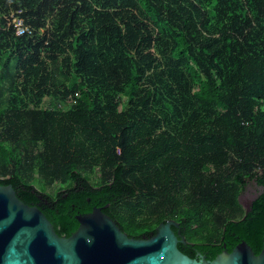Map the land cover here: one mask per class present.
<instances>
[{
  "label": "trees",
  "instance_id": "trees-1",
  "mask_svg": "<svg viewBox=\"0 0 264 264\" xmlns=\"http://www.w3.org/2000/svg\"><path fill=\"white\" fill-rule=\"evenodd\" d=\"M0 182L60 235L98 205L130 236L174 218L180 250L258 253L264 0H0Z\"/></svg>",
  "mask_w": 264,
  "mask_h": 264
},
{
  "label": "water",
  "instance_id": "water-1",
  "mask_svg": "<svg viewBox=\"0 0 264 264\" xmlns=\"http://www.w3.org/2000/svg\"><path fill=\"white\" fill-rule=\"evenodd\" d=\"M75 218L77 227L60 235L38 205L0 182V264H264V233L258 253L243 239L207 258L179 249L185 236L174 218L147 237L128 235L102 206Z\"/></svg>",
  "mask_w": 264,
  "mask_h": 264
},
{
  "label": "flooded vegetation",
  "instance_id": "flooded-vegetation-1",
  "mask_svg": "<svg viewBox=\"0 0 264 264\" xmlns=\"http://www.w3.org/2000/svg\"><path fill=\"white\" fill-rule=\"evenodd\" d=\"M259 188L260 186L253 181H249L244 184L242 190L239 192L238 197L246 208H249L250 205L252 204V200L256 197L257 193L259 192ZM183 243H186V239L185 242ZM198 251L200 250L195 251V255ZM201 253H203L206 256L205 252H201Z\"/></svg>",
  "mask_w": 264,
  "mask_h": 264
},
{
  "label": "built area",
  "instance_id": "built-area-1",
  "mask_svg": "<svg viewBox=\"0 0 264 264\" xmlns=\"http://www.w3.org/2000/svg\"><path fill=\"white\" fill-rule=\"evenodd\" d=\"M10 16H11L10 22L14 26L16 34H24L26 32L31 31L30 25L28 23H26V21L24 20V18L21 15L12 12V13H10ZM70 101L74 102L75 99L73 98V99L66 100V102H70Z\"/></svg>",
  "mask_w": 264,
  "mask_h": 264
},
{
  "label": "rangeland",
  "instance_id": "rangeland-1",
  "mask_svg": "<svg viewBox=\"0 0 264 264\" xmlns=\"http://www.w3.org/2000/svg\"><path fill=\"white\" fill-rule=\"evenodd\" d=\"M46 99H48V98H46ZM48 102L49 101L46 100L44 104H48ZM64 107H65V105H64ZM58 186H60V184L59 183H55L52 187L47 188V190L52 192Z\"/></svg>",
  "mask_w": 264,
  "mask_h": 264
}]
</instances>
